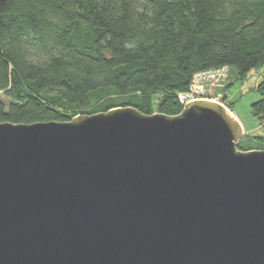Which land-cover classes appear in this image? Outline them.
Wrapping results in <instances>:
<instances>
[{"label": "water", "instance_id": "1", "mask_svg": "<svg viewBox=\"0 0 264 264\" xmlns=\"http://www.w3.org/2000/svg\"><path fill=\"white\" fill-rule=\"evenodd\" d=\"M244 133L211 98L0 122V264H264V149Z\"/></svg>", "mask_w": 264, "mask_h": 264}, {"label": "trees", "instance_id": "2", "mask_svg": "<svg viewBox=\"0 0 264 264\" xmlns=\"http://www.w3.org/2000/svg\"><path fill=\"white\" fill-rule=\"evenodd\" d=\"M0 47V122L175 115L194 74L223 66L261 73L251 112L264 122V0H0Z\"/></svg>", "mask_w": 264, "mask_h": 264}, {"label": "rangeland", "instance_id": "3", "mask_svg": "<svg viewBox=\"0 0 264 264\" xmlns=\"http://www.w3.org/2000/svg\"><path fill=\"white\" fill-rule=\"evenodd\" d=\"M261 80V73L254 71L242 79L233 74V76L228 77L226 82L214 86L208 85V88L206 86L207 82L197 83L195 79L193 82L195 85L206 87V91L200 93L216 100H222L229 110L237 116L245 130L242 140L245 141L246 138H250L256 141L264 138V122L261 123L259 119L253 116L251 104L261 98V94L257 91ZM246 146L254 147L255 144L247 143Z\"/></svg>", "mask_w": 264, "mask_h": 264}, {"label": "built area", "instance_id": "4", "mask_svg": "<svg viewBox=\"0 0 264 264\" xmlns=\"http://www.w3.org/2000/svg\"><path fill=\"white\" fill-rule=\"evenodd\" d=\"M229 69H230L229 67L223 66L217 69H210V70H204V71L197 72L194 74L192 82L194 81V79L197 81V83L207 82L206 83L207 88H208V85L214 86L216 84L218 85V84L224 83L230 76ZM205 88L206 87L204 86L195 85L193 82V84H191V87L188 91L178 93L179 100L184 106L185 104L193 100H196V99L211 98L209 96H206L204 93H200V92H204V90L206 91ZM218 101L224 104L222 100H218Z\"/></svg>", "mask_w": 264, "mask_h": 264}]
</instances>
